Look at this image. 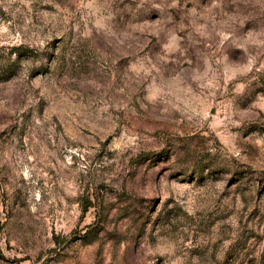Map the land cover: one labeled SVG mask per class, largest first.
Listing matches in <instances>:
<instances>
[{
    "label": "rangeland",
    "instance_id": "1",
    "mask_svg": "<svg viewBox=\"0 0 264 264\" xmlns=\"http://www.w3.org/2000/svg\"><path fill=\"white\" fill-rule=\"evenodd\" d=\"M0 264H264V0H0Z\"/></svg>",
    "mask_w": 264,
    "mask_h": 264
}]
</instances>
